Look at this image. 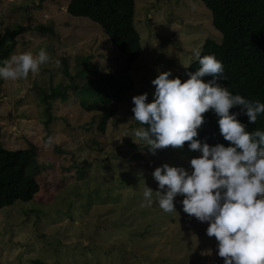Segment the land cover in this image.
Masks as SVG:
<instances>
[{"label":"rangeland","instance_id":"1","mask_svg":"<svg viewBox=\"0 0 264 264\" xmlns=\"http://www.w3.org/2000/svg\"><path fill=\"white\" fill-rule=\"evenodd\" d=\"M70 1L0 0L1 36L17 25L44 24L55 33L20 36L11 54L44 48L49 61L25 79L0 81L4 145L26 148L30 141L47 165L33 202L0 210V264H223L215 238L205 234L207 222L181 210L182 196L174 197L176 212L167 213L155 193L150 205L142 197L145 186L158 190L151 176L156 167L190 172L189 160L200 153L168 146L153 155L133 142L139 126L131 119V97L147 93L151 102L150 81L160 72L177 78L197 61L194 49L201 53L207 40L223 41L211 12L201 0H135L143 52L130 67L129 88L115 101L117 114L101 133V99L114 102V83L104 75L125 73L126 58L100 25L66 12ZM100 78L104 98L75 90ZM56 87L67 99L50 98L48 111L44 96Z\"/></svg>","mask_w":264,"mask_h":264},{"label":"clouds","instance_id":"2","mask_svg":"<svg viewBox=\"0 0 264 264\" xmlns=\"http://www.w3.org/2000/svg\"><path fill=\"white\" fill-rule=\"evenodd\" d=\"M3 35V33H0ZM199 67L181 82L169 71L160 72L150 81L153 99L147 93L131 97L134 143L145 145L151 154L168 146L200 153L189 160L191 171L167 164L156 167L151 176L157 191L144 188L143 200L149 205L155 193L156 203L164 212H173V200L182 196L181 210L199 222H207L205 234L216 240V255L223 264H264V131L251 132L229 109L239 106L249 123L264 112V103L230 93L217 81L223 79V65L214 55L193 50ZM49 61L40 48L11 54L0 61V81L25 79ZM210 76L207 82L201 80ZM211 110L218 118L219 134L229 146H210L195 139L203 123L202 114ZM145 125L147 127H145ZM163 190L161 193L160 190ZM176 212V211H175Z\"/></svg>","mask_w":264,"mask_h":264},{"label":"trees","instance_id":"3","mask_svg":"<svg viewBox=\"0 0 264 264\" xmlns=\"http://www.w3.org/2000/svg\"><path fill=\"white\" fill-rule=\"evenodd\" d=\"M201 1L212 14L214 28L223 36L220 44L207 40L200 53L201 56L214 55L222 63L223 79H219L217 83L232 94L264 103V0ZM66 12L73 17L87 18L100 25L113 47L126 58L125 73L120 76L108 73L104 75L114 83V91L111 93L114 102L105 103L101 99L104 105L98 109L101 114L98 130L104 133L108 122L118 112L115 101L130 86V67L143 52L140 36L134 25L135 0H71ZM30 31L55 35L52 27L44 24L27 27L17 25L5 36L0 35V61L7 59L18 46L19 37ZM86 67L87 64L84 68ZM198 67L196 61L177 78L184 82L188 78L186 73H193ZM210 79V76L201 78L203 82ZM102 80L100 78L88 81L81 89L77 87L75 90L99 93L104 98L105 85ZM57 96L62 100L67 99L66 91L58 87L53 88L49 96L45 94L48 111L51 105L48 100ZM232 112L238 113L237 119L245 125L246 131H264V112L257 116L255 123L248 122L247 117L240 113L239 106L229 109V113ZM202 116L203 123L197 130L195 139L210 146L216 143L229 146V142L224 141L219 134L216 123L218 118L215 114L209 110ZM135 124L139 126L136 121ZM187 143L184 142L182 148L189 150ZM27 145L26 148H7L0 135V210L16 202H33L39 191L38 176L47 165L39 162L37 146L30 141Z\"/></svg>","mask_w":264,"mask_h":264},{"label":"built area","instance_id":"4","mask_svg":"<svg viewBox=\"0 0 264 264\" xmlns=\"http://www.w3.org/2000/svg\"><path fill=\"white\" fill-rule=\"evenodd\" d=\"M217 264V263H216Z\"/></svg>","mask_w":264,"mask_h":264}]
</instances>
